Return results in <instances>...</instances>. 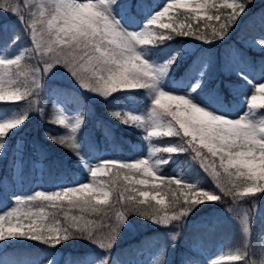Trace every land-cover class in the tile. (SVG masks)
<instances>
[{
    "label": "snow or ice",
    "instance_id": "snow-or-ice-1",
    "mask_svg": "<svg viewBox=\"0 0 264 264\" xmlns=\"http://www.w3.org/2000/svg\"><path fill=\"white\" fill-rule=\"evenodd\" d=\"M116 3L5 0L0 4V11L18 18L32 42V48L21 56L0 58V103L23 101L27 111H42L35 98L41 87L39 74H46L57 64L67 68L81 87L102 97L122 90L151 89L154 99L147 118L120 112L111 115L121 123L146 129L145 139L178 138L180 147L150 148V154L190 150L220 194L158 175L156 164L147 158L106 160L90 169L89 182L16 197L15 206L0 214V241L27 238L56 247L70 239H87L108 250L129 213L167 227L182 221L195 206L231 197L233 207L229 210L236 213L245 244L211 264H255L249 260L246 243L251 233V212L243 210L240 215V206L248 202L247 198L264 193V120L253 122L247 115L237 119L214 115L188 96L160 89V78L175 57L156 68L137 51L138 46L171 39L173 34L204 43L223 39L253 0H168L140 32L122 28L110 8ZM19 38L17 34L13 42ZM255 43L264 48V38L259 37ZM29 56L39 64L29 63ZM198 87L199 83L192 91ZM248 106L264 109V84L254 87ZM27 111L0 123V154L8 134L26 122ZM67 120L58 109L51 122L67 126L70 134L54 137L53 142L79 155L75 134L83 124V116H76L71 124ZM179 236L174 232L170 239L175 242ZM98 264H108V258ZM185 264L193 262L189 259Z\"/></svg>",
    "mask_w": 264,
    "mask_h": 264
},
{
    "label": "trees",
    "instance_id": "trees-1",
    "mask_svg": "<svg viewBox=\"0 0 264 264\" xmlns=\"http://www.w3.org/2000/svg\"><path fill=\"white\" fill-rule=\"evenodd\" d=\"M161 1L118 0L116 5L127 22L143 23L153 5ZM3 3L5 0H0V4ZM261 33H264V0H253L247 7V13L239 17L223 39L204 43L190 36L173 34L171 39L154 42L150 49L156 58L162 61L180 47L187 48L186 55L171 64L167 76V85L178 89L193 87L192 75L198 70V64L206 61L207 65L202 69L203 80L195 90L197 95L214 108L234 112L241 97L251 87V83L240 74L238 67L252 70L257 77L264 75V52L242 42L245 38ZM17 34L20 38L13 42ZM30 48L32 42L20 21L15 19L14 15L0 11V58H15ZM18 50L22 53L16 54ZM27 59L33 65L39 64L33 57L29 56ZM56 77H47L43 83L44 103L39 116L27 115L26 122L8 134L3 153L0 154V206L15 200L16 196H32L34 183L38 179L49 182L68 181L74 180L78 174L84 175L81 163L87 157L99 158L108 153L114 160L126 161L142 156L151 148V142L145 139L141 127L126 125L111 115L113 112L125 114L130 108L141 109L148 101L146 90L117 91L104 99H94L65 73L61 72ZM57 97L61 98L67 107L80 109V113L86 118L85 124L75 134L79 155L70 148L53 142L54 137L70 134L67 126L51 122L56 117L54 107ZM11 105L12 103H0V114L12 112ZM18 139H22L19 145ZM153 144L155 148L180 147L181 141L175 137H162L154 138ZM158 155L161 161H166L160 163L162 176L177 178L173 174L178 172L182 176L178 179L183 182L220 194L211 177L203 171L199 162L193 159L190 150ZM18 158L22 163L20 194L13 177ZM40 162L41 174L38 165ZM222 199L224 202L195 206L182 221L172 222L167 227L129 213L115 242L108 250L87 239H70L56 247H50L31 239L15 238L0 249V264L34 263L52 254L58 256L54 264H78L88 253L102 259L107 257L108 264H123L128 259L137 260L140 249L148 250L147 257L152 264H185L189 259L193 264H199L198 259L205 256L203 250H215L217 246L222 245V256L245 244L236 218H222L204 226L195 224L201 215L213 208L233 206L231 197ZM247 200L248 202L243 204L258 201V207L250 221L251 233L246 241L250 253L249 260L255 264H264V193ZM115 211L114 208L113 213ZM168 228H175L176 232L180 233L177 241L172 242L166 238L165 232ZM157 244H160L159 248H156ZM221 264L228 262L222 261Z\"/></svg>",
    "mask_w": 264,
    "mask_h": 264
},
{
    "label": "rangeland",
    "instance_id": "rangeland-1",
    "mask_svg": "<svg viewBox=\"0 0 264 264\" xmlns=\"http://www.w3.org/2000/svg\"><path fill=\"white\" fill-rule=\"evenodd\" d=\"M40 2L50 3L51 0H37V3H40ZM78 2H87V0H78ZM219 2H220V0H217V3H219ZM167 3H168V0H163L159 6L155 5L154 10L150 13L149 17L147 18V20H145V22L143 24H129V23H127L122 18L119 11L117 10L116 4L110 5V8L112 11V15L120 21V25L122 26V28L124 30L130 31V32H140V31L144 30V27L147 24V22L150 20V18L155 13L162 10L163 7ZM245 13H247V9H246ZM15 19H18V18L15 16ZM8 23H10V22H8ZM259 37L264 38V34H260V35L254 36V37L251 36V37L245 38L244 40H242V42L248 46H251L252 48H254L256 50H263L264 51V48H261L259 45H257L255 43V41ZM183 49L185 50L186 48H184V47L180 48L179 50H177L176 52H174L173 54H171L167 58H165L163 63H160L159 61H157L155 56L152 54L149 45H143V46L137 47V51L140 52L141 55L150 64H152L156 68H160L162 65H164L168 61L172 60L173 57H178L177 53H180L179 55H184V54H182L184 52ZM0 53H2L1 50H0ZM20 53H22L21 50H18L16 52V54H20ZM12 56H14V55H11V57ZM1 58H3V57H1ZM178 60H179V58L176 61H178ZM180 60H181V57H180ZM41 67H43V65H41ZM198 67L200 69L205 68L206 67V61L200 62ZM169 68L167 69L166 73L160 78V81L158 83V87L160 89H162L166 92H169V93L188 96V98H190L197 106L209 111L210 113H212L214 115H219L221 117L230 118V119H237L240 116L247 115L248 119L253 121V122H259L261 120H264V111H260L259 109H250L248 106V98H250L251 95L254 94V87H258V85L264 84V75L256 78L251 72L245 74L249 78V80L252 82L251 88L249 89L247 94L243 98H241V100L238 104L237 110L234 112H230V111H222L219 109L212 108L209 104L204 103L201 99L197 98V96H195L196 93H194L190 90H179L177 88L167 86L166 77H167V73H168ZM61 72L65 73L68 76V78L74 79L75 84H77V86L79 88H81L83 91H85L86 94H88L90 97H92L94 99H104L105 98V97H102L101 95H99L97 93H94L92 91L86 90L83 87H81L80 83H78L77 79L67 70V68H65L62 65L57 64V65L53 66L49 71H47L46 74H44V73L39 74L40 75V81H41V87L38 90V94L35 95L38 108L43 109V107H42V104L44 103L43 83L46 81L47 77L55 79V78H57L56 75H59ZM193 80H194L195 85L197 83L200 84L203 80L202 79V72L197 71L193 75ZM122 91H130V90H122ZM146 95L148 97V102L141 109L138 110L136 108H133V109L130 108L127 110V113L132 114V115H138V116H141L143 118H147L148 114L151 110V107H152V100L154 99V92L151 89H148V90H146ZM257 95H259V94H257ZM54 109H55V116L57 115V111L59 109V114H62L63 116L68 118V120H67L68 124L73 123L74 118L76 116L82 115L79 113V110L68 109L64 105L63 101L60 98H56ZM13 110H14V112H12V113L7 112V113L0 115V123L11 120V119H16L27 111L26 105L23 103V101L19 102L18 104H14ZM40 112L41 111L31 110V111H27V115L33 114L36 117H38ZM36 113H38V114H36ZM85 122H86V118L83 116L82 126L84 125ZM144 131H145V135H146V129H144ZM152 139L153 138H148V140H152ZM151 149H153V148H151ZM140 158H147L152 163L156 164V171H157L158 175H162L161 165H160V163H157V161H161V158L159 157L158 153L150 154V150H149L145 155L141 156ZM140 158H137V159H140ZM137 159H129L128 161H134ZM106 160H111L107 154L102 155L101 158H99V159H96L94 157H88L87 159H85L82 162V170L85 173V175L78 174L74 181L73 180H68V181L57 180L53 184L52 183L47 184L46 182H44L42 180H38L34 185L33 191H34V193L37 191H43L46 193H50V192L58 191V190H61L64 188L76 186L78 184L89 182L91 179L90 169L92 167L98 165L100 162L106 161ZM85 165H87L88 167L86 168ZM20 171H21V165H20V162L17 161L16 167H15V172H16V181H17V184L19 186H20V180H19L18 174L20 173ZM175 175L179 178L181 177L180 173H175ZM18 191H20L19 187H18ZM207 203H209V202H207ZM14 206H15V202H12V203H8L3 208L0 207V214L6 212L7 210H9L10 208H12ZM232 207L233 206H228V207L219 208V209L213 208L210 210V212H207V213L201 215L195 224L199 225V226H202V225L204 226V225H207L209 222H215V221L222 219V218H236L237 219L236 213L229 210ZM257 207H258V201H254V203H252V204L251 203L250 204H242L240 206V215L243 214V210H250L251 219H252L253 214H254ZM238 222H239V220H238ZM239 225L241 227L240 223H239ZM174 232H176V231L171 229V228H168V230L165 232L166 238L171 240L170 234L174 233ZM7 240H13V239H7ZM4 241H6V240H4ZM4 241H0V248L4 246V244H3ZM159 246H160V244L156 245L157 248ZM221 252H222V246H219L216 248L215 251L207 252L206 256L204 258H199V260H200L199 263L211 264V261L215 260L217 258L216 256L221 254ZM138 255H139V259L137 262H134L131 259H128L124 264H152L150 262V259L146 256L147 255L146 249L139 250ZM53 256L54 255H52L51 258H42L35 263H23V264H53V262L56 260V257H53ZM100 260H101L100 257H95V256L88 254L83 259V261L80 262L79 264H98V262Z\"/></svg>",
    "mask_w": 264,
    "mask_h": 264
}]
</instances>
